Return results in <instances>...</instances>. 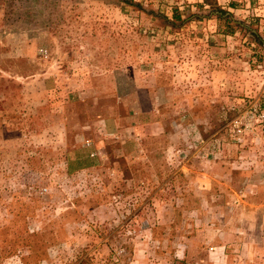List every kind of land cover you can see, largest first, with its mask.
Returning a JSON list of instances; mask_svg holds the SVG:
<instances>
[{
    "label": "rangeland",
    "instance_id": "374dc122",
    "mask_svg": "<svg viewBox=\"0 0 264 264\" xmlns=\"http://www.w3.org/2000/svg\"><path fill=\"white\" fill-rule=\"evenodd\" d=\"M134 1L0 0V264H264V0Z\"/></svg>",
    "mask_w": 264,
    "mask_h": 264
},
{
    "label": "trees",
    "instance_id": "16d2710c",
    "mask_svg": "<svg viewBox=\"0 0 264 264\" xmlns=\"http://www.w3.org/2000/svg\"><path fill=\"white\" fill-rule=\"evenodd\" d=\"M123 2H127L129 5L134 6L136 9H143L139 2L134 0H119ZM233 5V2H230L229 6ZM199 8H203L204 6H208V14H193V16L197 19L207 16L214 17L217 19L219 24V30L223 34H233L238 30H244L252 34L258 39L260 43L263 44L261 39L259 38V34L255 29H252L250 24H246L243 21L237 20L233 17V14L226 9H224L220 4L217 3V0H203L201 3L197 4ZM150 13H153V10H149ZM160 16V15H159ZM191 15H188L181 21L191 19ZM174 19H180V14L177 10H173ZM86 158V157H85Z\"/></svg>",
    "mask_w": 264,
    "mask_h": 264
},
{
    "label": "built area",
    "instance_id": "2783aa9c",
    "mask_svg": "<svg viewBox=\"0 0 264 264\" xmlns=\"http://www.w3.org/2000/svg\"><path fill=\"white\" fill-rule=\"evenodd\" d=\"M263 117L264 113L258 109L256 104H253L248 110L232 121L229 136L235 142L240 143L243 138L242 135L245 132L252 131L255 122L262 120Z\"/></svg>",
    "mask_w": 264,
    "mask_h": 264
},
{
    "label": "crops",
    "instance_id": "0c3cea01",
    "mask_svg": "<svg viewBox=\"0 0 264 264\" xmlns=\"http://www.w3.org/2000/svg\"><path fill=\"white\" fill-rule=\"evenodd\" d=\"M175 74H181V73H180V72H176V71H175ZM102 75H104V76H103V78H101V79H104V80L106 81V79H107V75H108V74H102ZM108 78L110 79V77H109V76H108ZM106 120H107V118H103V119H102V122H104V123H105V122H106ZM104 126H106V125L104 124Z\"/></svg>",
    "mask_w": 264,
    "mask_h": 264
}]
</instances>
